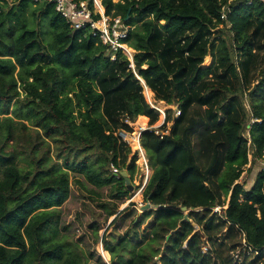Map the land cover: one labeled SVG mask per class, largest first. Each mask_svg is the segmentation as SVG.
Returning <instances> with one entry per match:
<instances>
[{"label":"trees","instance_id":"trees-1","mask_svg":"<svg viewBox=\"0 0 264 264\" xmlns=\"http://www.w3.org/2000/svg\"><path fill=\"white\" fill-rule=\"evenodd\" d=\"M15 1L0 0V264H89L92 253L67 251L53 238L71 176L106 213L105 222L116 216L117 243L102 238L113 264H238L231 254L238 244L229 243L237 233L252 248H264V170L249 190L239 183L250 155L264 160V3L233 1L223 20L229 0H101L108 15L136 26L125 40L138 52L132 63L122 53L112 61L98 38L73 31L53 5ZM28 8L38 24L49 19L50 50L29 27ZM209 49L213 63L203 69ZM137 76L170 104L181 102L180 116L170 128L165 116L161 127L141 134L153 170L143 199L152 209L137 213L120 235L118 203L132 192L109 167L121 165L131 183L138 167L137 156L126 166L130 149L116 129L133 133L124 114L139 128L160 120ZM210 76L229 86L206 85ZM106 189L108 200L101 194ZM218 190L229 197L222 215L212 211L220 206ZM183 207L191 222L183 221ZM98 226L91 225L97 241ZM226 227L227 237L214 235ZM148 243L162 252H142Z\"/></svg>","mask_w":264,"mask_h":264},{"label":"rangeland","instance_id":"rangeland-1","mask_svg":"<svg viewBox=\"0 0 264 264\" xmlns=\"http://www.w3.org/2000/svg\"><path fill=\"white\" fill-rule=\"evenodd\" d=\"M9 3V6H13L16 5L17 2L15 0H6ZM32 9L33 8H28L24 14H25V18L27 20V23L29 25L30 28L32 29H36L40 32V35L42 37V39L45 41V44L47 45L48 49L50 50V44L54 45V35H53V30L50 27V22L48 18H40V24H38V22H36L37 20L34 19L33 17V13H32ZM138 26H140L139 24H137ZM137 26V27H138ZM134 29L136 28V26L133 27ZM223 28V26H219V28H217L215 30V33L212 35V38L219 35V30H221ZM134 50V49H133ZM138 52L136 50H134L133 55L135 56ZM188 55L186 52L185 58L188 59ZM211 58L210 59V63L207 61V58ZM213 63V58L211 56L210 53V49L208 54L203 58L201 67L203 69L209 68L211 67ZM263 67V66H262ZM222 72H220L219 76H224L221 74ZM137 79L140 80L142 86H143V95L144 98L147 102V104L154 110H157L160 114V120L153 126H149V119H148V126L145 127H137L138 121L136 120L135 122L131 121L128 119V117L124 114L122 115L121 119H122V123L129 125L132 129H133V133L135 135H137V133H140L139 129H143L146 130L148 128H155L158 129L159 127H161L163 124V121L165 120V116L171 118V120L168 121V124H166L167 128H170L173 125V122L175 121L176 117H177V113L179 112L178 110L180 109V105L181 102H178V100H174L173 103H169L168 100L164 97V95L162 94H157L155 91H153L151 88H149L146 83L142 82L143 80L140 79V77L137 76ZM171 79V78H170ZM260 80V74L258 71V74L255 78H253L252 80V85L257 84V82ZM204 83L206 85L209 86H213V87H220V86H224V85H228V82L223 81L221 78L215 76H210L204 79ZM145 86L148 87L151 92L153 93V96L151 98V100L149 101L145 95ZM233 86L237 87V84L233 82ZM202 87V85L200 86V88ZM171 92V91H170ZM204 93V90H202L200 92V96H202ZM168 95H170V93H167ZM240 95V93H239ZM175 97V94H173L172 98ZM245 113L246 115L249 117L250 116V108L248 105V102L245 103ZM161 108V109H160ZM206 108V107H205ZM203 108V109H205ZM164 110V111H163ZM162 111V112H161ZM219 117L220 120H222L224 118V115L222 112H219ZM243 115V112H242ZM12 116V115H10ZM4 116H1V118H3ZM16 122H23V121H19L17 119H15ZM25 124H27L29 126L28 122H24ZM141 126V125H140ZM143 126V125H142ZM148 127V128H147ZM250 127V124L248 123L247 128ZM119 131L122 130H118L116 129L115 135L118 134ZM248 138V131H246L245 134ZM138 137L133 139L132 142H127V146L130 149V153L128 154V160L126 162V166L129 165V162L131 161V159L134 156H137V149L139 148L138 146ZM132 139H129V141ZM122 158V157H120ZM119 158V161H120ZM249 164L248 166H246L244 168V172L242 174V177L239 180V183L244 184L245 185V189L249 190L258 173L262 170H264V160H254L251 157H249ZM198 163L200 165H202V160L198 159ZM23 165V164H22ZM137 171L133 177V182L132 185L135 187L134 191L131 193V198L130 200H128L126 203H118V210H117V214H119V216H122L118 219V222L120 223V235H122L127 228L129 227L130 223L134 220L135 217H137V213L140 212L141 210V203H144V199H143V190L149 180V178L151 177L153 170L150 167L149 171H146L145 169H143L140 165L139 162H137ZM110 168V173L111 172V166ZM120 170H122L123 172H127L126 170H124L123 167H119ZM129 177V176H128ZM75 178L73 176H71V192H70V197L68 199V201L61 207L60 209V214H61V222H60V226L58 228L59 233L56 236H53L55 241H60L62 243H64L67 248L66 250L68 251H72V252H77L79 254H83V253H92L93 254V258L90 256L89 257V264H113V261L111 259V255L109 252H107V254H105L104 252H106L105 249V243H103L102 238L105 236V239H109V241H112L114 244L117 243L116 238L118 237V235L115 236V240L112 238V235L114 234V231L117 227V223L113 222L116 216H112L110 217L106 222H105V218H106V213L103 210H100L98 208L95 207V205L89 200V194L87 193L86 190H82L78 185H76L74 183ZM83 181V180H82ZM88 188H90L87 185ZM139 194V200H134V198L136 197V194ZM102 197L106 200H108V190H103L101 191ZM218 195H219V205L221 207L224 206H228V202H229V197L225 196L224 194L220 193L218 190ZM135 203L136 206L134 207L133 204ZM144 206H146L147 204H143ZM101 213V217L98 216V214ZM189 214L188 211H186L185 214ZM213 214H219V213H213ZM189 222H191V220H189ZM93 223H97L99 224L98 226V234H99V240L97 241V237L95 236L94 232L91 229V225ZM65 228V229H64ZM196 229H198V226H195ZM229 228H224V229H220L219 231H217V236H220L221 238L227 237L226 232L228 231ZM231 241L230 246L233 244H240L242 241V234L240 235V233L236 234V236L233 239H230ZM203 241L205 242L206 245H208V237L204 236ZM209 246V245H208ZM152 250L154 251H158L160 250V253L162 252V247H160L159 245L155 244V243H148L146 245V247H143L142 252L145 253H150ZM127 251H129L130 253H132L131 249H127ZM151 254V253H150ZM149 254V255H150ZM129 258H131V256L129 254H127V256L125 257V261L128 260ZM247 263V262H246ZM245 263V264H246Z\"/></svg>","mask_w":264,"mask_h":264},{"label":"built area","instance_id":"built-area-1","mask_svg":"<svg viewBox=\"0 0 264 264\" xmlns=\"http://www.w3.org/2000/svg\"><path fill=\"white\" fill-rule=\"evenodd\" d=\"M36 2H47L54 6L55 11L58 15H60L66 23L71 26L73 31H80L85 33V36L88 34L94 38H98L99 41L107 47L111 52V60L115 61L117 55L122 53L127 57L132 63L134 55L131 54L129 50L132 48L129 47V44L125 42L126 39L129 38L130 32L134 30L133 26L127 24L121 16H113L108 15L106 9L101 0H35ZM233 1L236 0H229L226 5L222 7L221 18L226 20L228 14L230 12V5ZM249 4L253 2H262L264 0H247ZM84 36V34H83ZM132 67L134 65L132 64ZM180 116V112L177 113L178 118ZM165 121V120H164ZM163 121V123H164ZM162 123V124H163ZM148 128V127H147ZM146 130H157L155 128H148ZM143 129H139L140 133L134 135V133H128L124 130L119 131L116 135L119 137L120 140L123 142H132L133 139L138 137V143L140 148L137 149V162L139 165L149 171L150 165L147 158L146 151L142 148L140 143L141 133L146 131ZM156 134H160L156 131ZM129 139H132L129 141ZM251 160V155L249 156ZM111 172L114 176L119 177L122 176L123 171L116 167L114 164H111ZM145 203H141L140 212L144 211ZM228 207V206H227ZM226 206H217L212 209L213 213H219L222 215L224 210L227 209ZM199 229V228H198ZM202 251L204 254L209 253V246L204 245L202 247ZM232 256L236 263L238 264H245L246 259L250 261H255L257 258L262 257L259 260L258 264H264V248L261 250H257L252 248L244 234H242V241L237 247L232 251ZM157 260V258H156ZM160 264V263H159Z\"/></svg>","mask_w":264,"mask_h":264},{"label":"water","instance_id":"water-1","mask_svg":"<svg viewBox=\"0 0 264 264\" xmlns=\"http://www.w3.org/2000/svg\"><path fill=\"white\" fill-rule=\"evenodd\" d=\"M142 133H143V132H142ZM142 133H141V134H142ZM141 134H140V135H141ZM122 176L125 178V183H126V185L128 186V189H129L131 192H133L135 187L132 185L131 180H130V178L128 177V173H127V172H123V173H122ZM143 208H144V210L152 209V207H151L149 204H147V205L144 206ZM155 209H156V208H155ZM181 211L186 212V211H187V208H186V207H183V208H181ZM183 221H189V220H188V213L185 215V218H184ZM178 231H179V229H177L174 233H176V232H178Z\"/></svg>","mask_w":264,"mask_h":264},{"label":"bare ground","instance_id":"bare-ground-1","mask_svg":"<svg viewBox=\"0 0 264 264\" xmlns=\"http://www.w3.org/2000/svg\"><path fill=\"white\" fill-rule=\"evenodd\" d=\"M129 52L132 54V53H134V50L133 49H131V50H129ZM143 83H144V81H142ZM145 95H146V97H147V99L150 101L151 100V98H152V96H153V94H152V92H151V90L148 88V87H146L145 86ZM161 109V108H160ZM164 111V110H163ZM162 112V111H161ZM138 140V139H137ZM138 142V141H137ZM139 145V144H138ZM139 148H140V145L138 146ZM139 194L137 193L136 194V197L134 198V200L136 199V200H139V196H138ZM105 254H107V252H104Z\"/></svg>","mask_w":264,"mask_h":264},{"label":"crops","instance_id":"crops-1","mask_svg":"<svg viewBox=\"0 0 264 264\" xmlns=\"http://www.w3.org/2000/svg\"><path fill=\"white\" fill-rule=\"evenodd\" d=\"M141 117V116H140ZM143 117H145V116H143ZM147 118V117H146Z\"/></svg>","mask_w":264,"mask_h":264}]
</instances>
